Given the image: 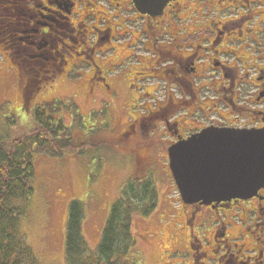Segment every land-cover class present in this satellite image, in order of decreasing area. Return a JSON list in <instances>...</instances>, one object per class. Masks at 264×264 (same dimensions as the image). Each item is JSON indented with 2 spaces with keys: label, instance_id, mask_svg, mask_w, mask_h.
<instances>
[{
  "label": "flooded vegetation",
  "instance_id": "af4514ba",
  "mask_svg": "<svg viewBox=\"0 0 264 264\" xmlns=\"http://www.w3.org/2000/svg\"><path fill=\"white\" fill-rule=\"evenodd\" d=\"M91 1L23 0L26 10L4 19L18 66L51 68L52 79L77 67L81 80L89 76L88 103L123 93L118 146L159 149L168 165L171 147L204 131L238 149L240 136L264 133V0H166L157 16L132 0H99L105 9L89 14L82 5ZM118 44L127 52L113 59ZM182 206L197 243L188 244L192 262L264 264V185L247 199ZM205 224L208 236L198 233Z\"/></svg>",
  "mask_w": 264,
  "mask_h": 264
},
{
  "label": "rangeland",
  "instance_id": "374dc122",
  "mask_svg": "<svg viewBox=\"0 0 264 264\" xmlns=\"http://www.w3.org/2000/svg\"><path fill=\"white\" fill-rule=\"evenodd\" d=\"M3 1L0 0V138L5 141L17 138L34 126L31 114L38 105L53 103L58 106L54 113L56 121L66 128L58 136L61 143L67 138L85 145L79 154L68 150L61 156H52L40 150L32 155L33 193L24 229L38 264H66L65 229L68 206L72 201L79 202L82 209V236L88 249L87 256L97 261L96 248L111 206L135 178L151 182L157 193L154 210L146 217L134 214L131 219L136 264H195L188 244L196 246L197 243L190 239L189 230L184 225V217L187 216V221L189 219V209L182 206L165 163V152L142 148L128 150L116 144L115 120H123L126 116V97L121 93L111 101L97 95L96 100L88 103L83 93L89 76L81 80L75 73L79 71L77 67L67 76L58 73L52 79L51 68L40 70L18 66L17 58L11 52L15 49L10 48L15 44V38L11 42L13 33L4 18L10 11L13 12L10 16L18 14L20 5L26 10L29 3ZM88 4L82 7L89 14L104 10L106 6L99 0ZM126 52L125 45L118 44L113 59L119 53L125 57ZM53 56L60 55L54 51ZM57 60L58 67L61 59ZM17 66L21 69L18 70ZM68 69L69 66L65 70ZM25 78H28L27 83L35 82L32 83L34 92L24 102L26 85L22 89L20 82ZM101 98L105 101L102 102ZM103 106L107 109H102ZM135 197L132 195L131 200ZM201 224L203 222L199 220L196 225ZM209 229L210 225L205 224L198 233L208 236ZM198 233L195 238L201 239Z\"/></svg>",
  "mask_w": 264,
  "mask_h": 264
},
{
  "label": "trees",
  "instance_id": "16d2710c",
  "mask_svg": "<svg viewBox=\"0 0 264 264\" xmlns=\"http://www.w3.org/2000/svg\"><path fill=\"white\" fill-rule=\"evenodd\" d=\"M33 81H29L24 88V102L34 92ZM20 86L23 89L25 85ZM57 108L53 103L38 105L31 114L33 127L13 140L0 138V264H38L24 229L33 193L32 155L40 150L52 156H61L68 150L79 154L85 146L67 138L61 143L58 136L66 128L55 119ZM133 180L123 189L121 198L111 206L96 248L97 261L87 256L80 203L72 201L69 204L64 247L66 264H136L131 219L134 214L148 216L156 207L157 193L151 182ZM132 195L136 196L133 200Z\"/></svg>",
  "mask_w": 264,
  "mask_h": 264
},
{
  "label": "water",
  "instance_id": "95a60500",
  "mask_svg": "<svg viewBox=\"0 0 264 264\" xmlns=\"http://www.w3.org/2000/svg\"><path fill=\"white\" fill-rule=\"evenodd\" d=\"M132 1L140 14L157 16L166 0ZM239 138L242 149L225 145V135L204 131L168 150L169 169L184 204L247 199L264 185V133Z\"/></svg>",
  "mask_w": 264,
  "mask_h": 264
},
{
  "label": "bare ground",
  "instance_id": "6f19581e",
  "mask_svg": "<svg viewBox=\"0 0 264 264\" xmlns=\"http://www.w3.org/2000/svg\"><path fill=\"white\" fill-rule=\"evenodd\" d=\"M165 244H166V241H165Z\"/></svg>",
  "mask_w": 264,
  "mask_h": 264
}]
</instances>
